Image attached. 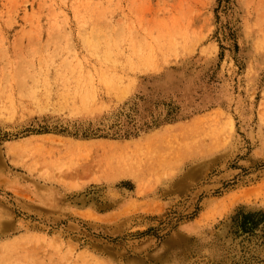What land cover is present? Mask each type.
Returning a JSON list of instances; mask_svg holds the SVG:
<instances>
[{
    "label": "rangeland",
    "instance_id": "374dc122",
    "mask_svg": "<svg viewBox=\"0 0 264 264\" xmlns=\"http://www.w3.org/2000/svg\"><path fill=\"white\" fill-rule=\"evenodd\" d=\"M0 264H264V0H0Z\"/></svg>",
    "mask_w": 264,
    "mask_h": 264
}]
</instances>
